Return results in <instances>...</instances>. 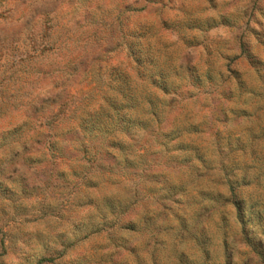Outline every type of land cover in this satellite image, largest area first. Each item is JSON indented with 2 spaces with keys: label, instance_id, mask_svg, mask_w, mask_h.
I'll list each match as a JSON object with an SVG mask.
<instances>
[{
  "label": "rangeland",
  "instance_id": "obj_1",
  "mask_svg": "<svg viewBox=\"0 0 264 264\" xmlns=\"http://www.w3.org/2000/svg\"><path fill=\"white\" fill-rule=\"evenodd\" d=\"M0 264H264V0H0Z\"/></svg>",
  "mask_w": 264,
  "mask_h": 264
}]
</instances>
